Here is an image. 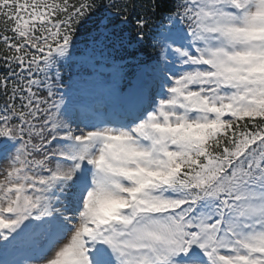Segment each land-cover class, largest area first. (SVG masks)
I'll return each instance as SVG.
<instances>
[{"label": "snow or ice", "instance_id": "1", "mask_svg": "<svg viewBox=\"0 0 264 264\" xmlns=\"http://www.w3.org/2000/svg\"><path fill=\"white\" fill-rule=\"evenodd\" d=\"M0 264H264V0H0Z\"/></svg>", "mask_w": 264, "mask_h": 264}, {"label": "trees", "instance_id": "2", "mask_svg": "<svg viewBox=\"0 0 264 264\" xmlns=\"http://www.w3.org/2000/svg\"><path fill=\"white\" fill-rule=\"evenodd\" d=\"M162 4H163V0H162ZM161 12H163V9L161 10ZM135 47H138L137 44H135ZM140 53L142 55H144V58L146 59V56L148 55V52H146L143 47L140 49Z\"/></svg>", "mask_w": 264, "mask_h": 264}]
</instances>
